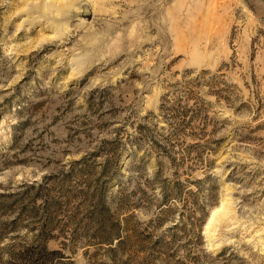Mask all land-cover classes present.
<instances>
[{"label": "rangeland", "instance_id": "rangeland-1", "mask_svg": "<svg viewBox=\"0 0 264 264\" xmlns=\"http://www.w3.org/2000/svg\"><path fill=\"white\" fill-rule=\"evenodd\" d=\"M0 264H264V0H0Z\"/></svg>", "mask_w": 264, "mask_h": 264}, {"label": "trees", "instance_id": "trees-1", "mask_svg": "<svg viewBox=\"0 0 264 264\" xmlns=\"http://www.w3.org/2000/svg\"><path fill=\"white\" fill-rule=\"evenodd\" d=\"M98 210V214H100L99 215V217H100V220H99V222L101 223L100 224V226H99V228H98V232H95V234L94 235H96L97 237H99V239H101V240H104L106 243L108 242V243H110V242H112L111 241V238H112V234H111V232H110V225L111 224H107L108 223V219L106 218V216H105V211H104V209H102V207H100V208H98L97 209ZM97 231V230H96ZM39 252H40V254L42 255V256H47V255H49V254H52L53 253V251H46V249H45V247L42 245L40 248H39Z\"/></svg>", "mask_w": 264, "mask_h": 264}]
</instances>
